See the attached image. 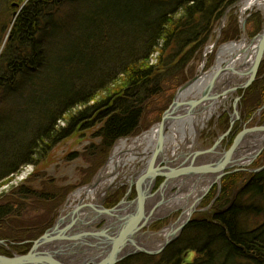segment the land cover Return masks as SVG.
I'll return each instance as SVG.
<instances>
[{"label":"trees","instance_id":"1","mask_svg":"<svg viewBox=\"0 0 264 264\" xmlns=\"http://www.w3.org/2000/svg\"><path fill=\"white\" fill-rule=\"evenodd\" d=\"M2 1L13 9L25 5L0 52V102L15 92L25 97L28 87L40 95L47 90L57 92L54 102L47 101L41 111L35 140L21 161L35 164L81 125L86 129L100 124L99 152L92 148L91 153L101 161L106 158L103 150L107 153L118 139L139 133L149 106L162 100L172 84L180 86L188 80V65L238 0H103V5L110 6L103 13L96 8L101 0H0V5ZM233 17L228 24L236 28ZM231 37L238 38V32L225 34L226 39ZM69 40L77 51L74 54L96 55L86 77L76 56L66 52ZM69 66L75 81L70 91L64 89ZM240 94L254 110L259 98H264V78ZM21 163L0 178L15 172ZM238 177L225 179L219 204L231 201ZM70 190L61 192L62 197ZM37 192L21 186L0 195V240L14 242L23 254L56 218L49 208L44 223H23L20 212L25 200L41 197ZM121 198L116 192L106 206L116 205ZM205 215L190 222L184 236L161 256L139 254L118 264H264V221L251 230L244 229L242 222L250 216L264 217V170L249 174L227 213ZM167 222H158L157 227ZM184 249L195 250L200 257L182 260ZM0 252L11 255L2 246Z\"/></svg>","mask_w":264,"mask_h":264},{"label":"rangeland","instance_id":"2","mask_svg":"<svg viewBox=\"0 0 264 264\" xmlns=\"http://www.w3.org/2000/svg\"><path fill=\"white\" fill-rule=\"evenodd\" d=\"M27 2V0H26ZM2 4L0 5V45L1 50L3 49L5 42L8 40L11 32V28L13 26V23L17 16L20 14L23 5L17 4L15 8H11L10 5L2 1ZM104 2L101 0L98 2V6L96 7L99 11L102 13L104 12L103 9H108L110 6L103 5ZM103 5V6H102ZM243 6V2H236L234 3V7L230 14L227 16L226 23L222 24L223 27L219 31V25L221 23L218 22L215 27L212 36L210 37V40L206 44V46L203 48L202 52L200 54H196L193 60L188 65L189 70V78L186 82H184L182 85L179 86L178 84L171 85L169 90L166 93V96L159 101L153 102L146 113V116L143 120L142 128L139 133H137L135 136H130L132 138H136L138 136L143 135L145 132H148L153 127L158 125L163 118V115L165 112L170 108V106L173 104L175 96L177 95L179 89L188 81L196 78L199 74H201L202 68H205V72L208 70H211L217 61V55L221 49L222 46L225 44L231 43V42H239L245 38L247 41V44L254 41L263 31H264V9L259 8V6H254L253 9L247 10L244 13L245 15H250L246 19L245 28H246V35L243 38L244 30H243V24L241 22V8ZM231 7V6H230ZM229 7V8H230ZM231 16H234L235 19H237L236 24L234 25L236 28H232V24L229 25V20ZM90 17V16H89ZM233 17V18H234ZM228 32H232L234 35V32H238V38H225V34ZM243 38V39H242ZM215 44V45H214ZM212 47L213 49L206 54L205 52L208 51V49ZM67 53H71L72 55H75L77 58V65L80 66V69L83 70L84 76L86 77L91 73L90 69L95 62L92 57H95L96 55L90 52L85 53H79L74 54L77 51L73 50V45L71 43V40L68 41L67 45ZM244 54V53H243ZM242 54V55H243ZM69 61L73 60L72 58H67ZM95 66V65H94ZM97 68H99L100 63L97 62ZM264 67V58L261 62L260 68ZM72 67H68L67 70V77L68 81L64 84L65 90H71L73 88L74 83L72 81L71 75H73V71L71 69ZM263 69V68H262ZM264 69L258 72L256 76V80L249 86L251 87L258 79L262 80L264 78ZM191 73V74H190ZM263 73V74H262ZM262 74V75H260ZM236 80L238 82L243 83L247 77L245 76H239L235 73ZM77 83V82H76ZM219 83H217L215 90L219 88ZM233 83L230 85L232 86ZM248 88L245 89H238L236 92H232L227 94L226 96H222L223 103L221 104L219 110L214 113V115L210 118V120L207 122V125L202 130V136L201 140L204 143L213 144L216 139H219V136L224 135L225 139H229L228 146L225 148L226 150L229 149L240 132H242L246 128H255L260 127L264 125V98L262 96L259 98L258 105L254 110H250V103L248 104V99L246 100V97H242L239 101V111H240V118L235 119L233 125L231 124L233 119H231L232 115L235 114V99L238 96H242L240 94L241 90H248ZM28 90L26 92V96H21V93H14L13 96L8 97L6 101L0 102L1 110H0V174H3L4 172L8 171L9 169L16 166L18 163H21L23 159L27 157V152L31 148L35 136L38 132L39 128V120L40 116H42L41 111L44 109V107L48 104L54 102L55 94L57 93L55 89L41 93H35V90L33 88L28 87ZM40 91V90H38ZM37 91V92H38ZM244 96V94H243ZM168 105L164 110L162 108L164 106ZM227 119L230 120V122L226 121ZM82 127L84 125H81ZM100 124H97L93 128H86L82 129L80 127L76 133H74L69 138H66L62 142H60L52 151L48 154L46 158L43 160H40L36 162L35 164L25 162L21 163L18 166V169L10 173L9 175H3L0 178V195L6 194L9 195L13 192V189L20 188L21 186H26L28 188H32L37 192V194H40L41 197L39 198H27L25 200V205L23 207V210H21V219L23 220V223L31 222L33 220L34 224L36 222L44 223L47 218L45 215V212L52 211L56 220L62 215V211L65 208V204L69 202L71 196L80 188L86 187L87 185H90L95 181L97 176L99 175L101 169L106 164V162L110 158V154L113 151L116 143L120 140L118 139L112 148L108 150L107 153L103 150L105 155V159L101 161V157L96 154L93 155L92 148H94L95 153L99 150L97 147H100L102 138L99 137L97 134V131L99 130ZM130 137H124V138H130ZM223 138V139H224ZM122 139V138H121ZM254 139L252 137H249L247 139L248 144L250 147L254 144H256L258 141H253ZM253 141V143H251ZM256 147V146H255ZM91 150V151H90ZM101 150V151H102ZM101 161V162H100ZM141 166V163H137V167L139 168ZM249 168V167H248ZM264 170V166L262 167V171ZM252 172H247L245 182L247 181V177ZM238 173H233L232 177H237ZM224 176V175H223ZM231 175H227L224 178V183L227 180V177ZM244 175H240V179ZM226 179V180H225ZM160 180L157 179V182ZM163 181V180H162ZM237 179V190H235L231 196V201L227 206H225L224 201H222V204H219L220 210L227 211L229 208L232 207L233 203L237 199L238 190H241L244 186V183L238 184ZM127 185V184H126ZM206 184H204L205 186ZM120 186H116L114 188H110L107 190L106 194H114L117 188ZM127 187V186H126ZM202 185L199 187L201 189ZM56 188V189H54ZM71 188V190H70ZM45 190V194L43 193V190ZM179 191V188H174L171 190V193H175L176 191ZM188 189H192V183L189 182V185L185 188V192ZM70 190L64 197H62V193L64 191ZM125 190V189H123ZM30 195V194H29ZM84 195V194H83ZM47 198V199H46ZM46 199V200H45ZM88 199V198H87ZM86 201H91L88 199ZM80 198L75 199L72 202V205L68 208L66 211L69 212L73 209V206H76L79 202ZM102 200V199H101ZM245 200V199H244ZM220 199L219 202L220 203ZM226 201V200H225ZM190 203L192 201L190 200ZM32 207H29V206ZM203 206L200 202L196 206V210L200 209ZM225 206V207H224ZM55 207V208H54ZM224 207V208H223ZM28 210V211H27ZM230 210V209H229ZM55 211V212H54ZM207 214V213H206ZM206 216L205 213L197 216ZM52 216V217H53ZM196 216V212L192 214L191 220ZM178 216H175V219H177ZM264 221V217L260 216H250L249 218L243 219V227L244 229H253L260 225ZM54 223L48 228L50 229ZM104 223V222H102ZM101 223V224H102ZM169 222H167L168 224ZM99 224L98 226H100ZM166 224V225H167ZM189 223L183 228L181 231L179 237L174 240L171 244H169V247L165 249L167 251L170 249L175 243L178 242L179 239H181L182 236H184V233L186 232V228L188 227ZM47 229V230H48ZM46 230V231H47ZM45 231V232H46ZM45 232L42 234L44 235ZM41 235V236H42ZM187 235V234H186ZM40 236V237H41ZM38 237L37 239H39ZM32 241V246L34 241ZM5 241V244H0L7 252H10L11 255L1 253L6 256H13L15 253L17 254H23L20 253L18 250L14 248L15 244H12L14 242H10L8 240H0ZM16 243V242H15ZM31 246V247H32ZM165 251L163 253H165ZM29 252V251H28ZM27 252V253H28ZM24 253V254H27ZM162 254H160L161 256ZM182 260H196L199 256L198 252L192 249H184L181 253ZM129 258H126L125 260H128ZM234 260H242V259H234ZM244 260V259H243ZM247 264V263H244Z\"/></svg>","mask_w":264,"mask_h":264},{"label":"water","instance_id":"3","mask_svg":"<svg viewBox=\"0 0 264 264\" xmlns=\"http://www.w3.org/2000/svg\"><path fill=\"white\" fill-rule=\"evenodd\" d=\"M231 7L228 8L225 15ZM242 24L244 30L243 35H246L245 21ZM254 41H257L258 47L251 66L247 71H245V69L242 70L241 68V70L234 68L236 74L246 76L247 79L233 88L225 90L221 87L215 91L216 80H213V82L208 85L203 97L200 98L202 102L211 99L216 100V98H221L229 93L236 92L240 88H248L256 80L261 62L264 58V31ZM250 43L254 44L255 42ZM214 45L211 46V48L214 47ZM229 69L233 70V68ZM195 79H197V77L188 81L179 89L173 104L165 112L162 121L158 124L163 140H165L168 123L172 119L194 114V106L199 100L196 101L192 98H187L181 102L178 101V96L185 88L192 84ZM241 98L242 96H238L235 99V115H232L231 117V119H233L231 123L232 125L234 123V118L237 119L236 117L239 114L238 106ZM223 137L224 135L221 136L219 141L222 140ZM248 137H252L254 141H258V143L254 144L252 141L251 143H253V145L251 146V149L254 150H249L250 153L247 155L239 156V149ZM162 139L159 142L158 149L155 150V153L157 154L162 150ZM263 149L264 125L255 128H246L240 132L232 146L225 150V153H223L224 156L219 159L220 161L212 164H222L224 167L235 166L244 168L249 166ZM154 155H152V157H154ZM155 159L156 157L153 158L147 174L138 180L140 192L134 200L127 201L124 199L111 208L105 206L108 194H106L100 202H84L83 200H79V204L74 210L67 212L65 215H61L44 235L34 241L31 250L27 254L15 253L13 256L0 254V264H117L118 262L123 261V259L127 256L138 252H145L148 254L160 252L165 246L176 240L183 228L191 222L192 214L197 211L196 206L204 194H200L198 196L199 199H196L189 207H186V204L179 208L171 209L172 213L175 210L185 208L180 218L175 222L170 223V226L168 227L169 230L166 234V241L160 248L156 250L151 249L144 241H138L140 238H138L137 233L140 230H142L145 226H149L154 219L163 218L171 214L170 212H166V214L159 216L162 210L158 211L164 204L173 201L177 197L176 195L179 192L178 189L175 193H171L170 198H166V195L168 194H165V192L168 191L169 185L177 178L179 179V177L183 178L182 184L185 183L184 185L186 186H188L189 182H191H186V180H189L191 176H189L188 169L187 171H172L166 169V167H161V163H156L155 167ZM261 169L262 168L248 169V171L257 172ZM237 170L240 169H235L234 171ZM208 172L211 171H207L206 173ZM159 175H165V180L161 183L157 190L153 191ZM223 175H225V173L221 176ZM204 179V177H199L197 181L195 180V186L197 184L202 185ZM211 185L212 183L209 184L206 191L209 190ZM195 189L196 188H194V190ZM179 190L182 189L179 188ZM157 197H159V200L155 202L156 204H153L151 208L148 207V201L151 200V198L157 199ZM102 221L105 222L103 223V226L99 228L98 225ZM78 239H83L85 241L86 248H81L83 245V243L80 244L81 241L75 242V240ZM70 240L75 243H70ZM5 243V241H0V244ZM67 247L73 248L74 253L79 255V258H66Z\"/></svg>","mask_w":264,"mask_h":264},{"label":"bare ground","instance_id":"4","mask_svg":"<svg viewBox=\"0 0 264 264\" xmlns=\"http://www.w3.org/2000/svg\"><path fill=\"white\" fill-rule=\"evenodd\" d=\"M236 2H243V6L241 8V18H240L242 23L246 21V19L250 16V15L244 16V13L247 10L253 9L254 6H259V8L264 9V0H238ZM231 6H232L231 9L228 11L226 15L225 13L228 9L225 11L219 23L221 24L226 23L227 16L232 11L234 4H232ZM222 27L223 25H219V31ZM244 36L245 35H243V38ZM257 47H258V43L247 44L245 38L239 42H233V43L231 42L222 46L217 55V61L214 67L206 72H205V68H202L203 72L199 74L197 76V79H195V81H193L192 84H190L187 88H185L178 96V101L181 102L187 98L189 99L192 98L196 101L199 100L197 101L198 103L194 106V114H191L190 116H184L181 118L172 119L168 123V129L165 135V140H163L161 137V131L158 125H156L148 132H145L143 135L138 136L136 138H132V137L122 138V139L120 138V140L116 143L113 151L111 152L109 160L103 166L99 175L93 182V185L91 183L90 185H87L86 187L77 190L71 196L69 202L65 204V208L62 211V215L66 214V211L72 205V202L75 199L80 198V200L87 202L86 199L88 198L91 201L100 202L101 199H103V197L106 195L107 190H109L110 188H114L117 185L120 187H118L115 192L122 194V198L120 201L124 199H126L127 201L134 200L140 192V189L138 188V192L133 196L135 189L139 186L138 180L142 178V176L147 174L151 162L155 157H156L154 161L155 167H156V163L157 164L161 163V167L163 168L166 167V169L172 171H180V170L187 171L188 169L189 176L190 175L191 176L189 180L188 179L186 180V182L188 183L189 181H191V183H194V185H192V189H188L185 192L184 189L187 186L184 185L185 183L182 184L183 183L182 177H179V179L177 178L174 182H172L173 184L172 183L170 184L172 186L169 185L168 191L165 192V194H168L166 195V198H170L171 190L174 189L175 187L180 188L182 190H179V192L176 195L177 197L173 201L167 202L161 207V209L158 210V211L162 210L159 216L162 214H166V212L171 213V209L179 208L189 200H191L192 203H194L196 199H199L198 196L200 194L205 195L207 191L203 192L202 189L203 185L201 189H197L201 185L197 184L195 186L196 184L195 180L197 181L199 177H204L207 179L209 175L208 173H210V172L206 173L207 171L214 172L217 181H221L222 178L221 175L223 173L227 174L229 172L234 171L236 167L234 168L227 166L224 167L222 164L220 165L212 164L214 162H219L220 161L219 159H221L224 156L223 153H225L226 150V149L223 151L220 150L222 140L219 141V139L221 138V136L219 139H216L214 144L211 145L208 143H204L201 140L202 130L207 125V122L214 115V113L219 110L221 104L223 103V99L216 98V100L211 99L202 102L200 98L203 97L204 92L207 90L208 85L211 82H213V80L214 81L216 80L215 82L216 85L217 83L220 84L219 88L222 87V89L225 90L233 88L234 86L238 85L240 82L236 80L237 75H235L236 72L234 71L235 70L234 68L237 69L241 68L242 70L245 69V71H247L248 68L253 63V60L256 55ZM212 49L213 48L210 47L206 52V54H208V52H210V50ZM229 68H233V70ZM232 83L233 85L230 86ZM240 117L241 115L239 111V114L237 115L236 118H240ZM161 139H162V145H161L162 150L157 154L155 153V150L158 149L159 142ZM247 139L242 143L241 148L239 149L240 152L239 156L247 155L248 153H250V151L254 150L251 149L250 145L247 142ZM152 155H154V157H152ZM137 163L138 164L141 163V166L139 168H136ZM227 168H231L233 170L232 171L227 170ZM159 178L160 179L163 178L164 181L165 175H159L157 179ZM222 183L224 185L223 180ZM155 187L156 184L154 186L153 191L158 189V187L157 188ZM194 188L196 189L194 190ZM197 191H198V196H196ZM109 196L110 195L108 194V197ZM158 200L159 197H157V199L151 198V200L148 201L147 204L148 207L151 208L153 204H156L155 202H157ZM106 201H105V206H106ZM78 204L76 206H73L72 210H74L78 206ZM161 221L163 222V220H160V218L154 219L149 226H145L142 230H140L137 233L138 238H140L138 239V241H144L146 244H148L149 248L151 249L156 250L160 248L163 245V243L166 241V234L169 230L168 227L170 226V224H168L164 228V226H162V224L164 225V223H162L161 226L157 227L158 222ZM101 225L103 226V223ZM162 236L165 237L163 240L162 238H159ZM77 241H79V239L75 240V242ZM72 242L75 243L74 241ZM81 243H84L83 239H81L80 244ZM167 247H169V245L165 246L160 252L155 254L138 252L129 255L126 258H132L133 256L139 254H146L149 256L159 257L160 254H164L163 252ZM31 248L29 249V251L31 250ZM84 248L86 247L84 246ZM78 256L79 255H76L74 253L73 248L67 247L66 258L75 259Z\"/></svg>","mask_w":264,"mask_h":264},{"label":"flooded vegetation","instance_id":"5","mask_svg":"<svg viewBox=\"0 0 264 264\" xmlns=\"http://www.w3.org/2000/svg\"><path fill=\"white\" fill-rule=\"evenodd\" d=\"M228 140L229 139H225V138L222 139V141H221V147H220V150L221 151H223V150H225V148H227L228 142H229ZM215 141H214V143H215ZM263 166H264V149L256 156V158L253 160V162L249 166H246L244 168H242V167H236L235 169H240V170H237V171H232L233 169L227 168V170H231L232 172H229V173L225 174L224 176H222L221 181H217L216 180V177H215V173L214 172L208 173L209 174L208 175L209 178H207V179L205 178L206 180L204 179V181L202 183V185H203V188H202L203 189V192L206 191L207 185H208V187H209V184L210 183H212V185L209 188V190L206 192V194L204 195V197L199 201L201 204H203V206L196 211V216H194V218L191 220V222L194 221V220L200 219V218H198L197 215H201V214H204V213L212 214V215L221 214V213H227L230 208L227 211L224 212V211L220 210V207H219L220 205L218 203L219 202V199H220V196L222 194L223 188H224V185L222 183V180L224 182V178L227 175H232L233 173H238L239 174L238 175L239 176L238 177V180H239L238 181V184L244 183L245 182L244 180L246 179V173L247 172H252V171H248V169H259V168H262ZM261 171H262V169L259 170V171H257V172H254V173H258V172H261ZM240 175H244V176H242L243 179L242 178L240 179ZM233 179H236V178L234 177ZM204 184H206V185L204 186ZM192 185H194V183H192ZM197 189H199V187ZM203 192H201V193H203ZM115 194L114 193L113 194H109L110 196L108 197L106 203L109 200H111ZM196 196H198V191L196 193ZM229 203L230 202L226 203L225 206H227V204H229ZM184 205H186V207H189L191 204H189V201H188L187 203L185 202ZM184 205H182V206H184ZM184 210H185V208H181L178 211L175 210V211H173V213L171 215L166 216V217H163V218H160V220H163V221L167 220L169 222L168 224H170V223H172L175 220V216H178L177 219H176V220H178L180 218V216L183 214ZM167 225L166 224H164V225L162 224V226H164V228ZM101 227H102V225L99 226V228H101ZM159 238H162V240H163L165 237L162 236V237H159ZM79 241H81V240H79ZM70 242H72V241H70ZM84 246L86 247L85 241H84V243H83V245H82L81 248H84Z\"/></svg>","mask_w":264,"mask_h":264}]
</instances>
